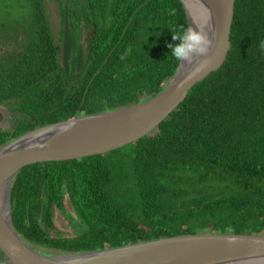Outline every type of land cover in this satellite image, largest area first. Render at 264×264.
Returning a JSON list of instances; mask_svg holds the SVG:
<instances>
[{
  "label": "trees",
  "instance_id": "obj_1",
  "mask_svg": "<svg viewBox=\"0 0 264 264\" xmlns=\"http://www.w3.org/2000/svg\"><path fill=\"white\" fill-rule=\"evenodd\" d=\"M0 1V105L12 124V132L0 129V146L156 95L179 64L167 47L179 43L169 30L188 28L179 0H54L71 25H93L82 68L75 71V50L65 72L45 1ZM229 40L222 66L143 138L22 168L10 190L16 231L40 233L34 214L44 188V212L69 205L87 228L79 239H35L62 251L197 232L264 235V0H234Z\"/></svg>",
  "mask_w": 264,
  "mask_h": 264
},
{
  "label": "water",
  "instance_id": "obj_2",
  "mask_svg": "<svg viewBox=\"0 0 264 264\" xmlns=\"http://www.w3.org/2000/svg\"><path fill=\"white\" fill-rule=\"evenodd\" d=\"M44 1L50 33L61 53L60 65L68 72L73 48L68 22L60 40L58 7L54 0ZM179 1L188 28L203 29L213 41L206 56L195 57L191 63L179 62L163 89L140 103L47 124L0 146V249L12 264H264V235L197 232L47 255L26 243L11 222L9 194L22 168L104 154L143 138L184 101L189 90L222 66L230 48L234 0ZM82 66L79 44L75 71ZM10 118L11 112L0 105L1 130L12 132ZM44 196L43 188L41 212ZM39 224L43 228L42 219Z\"/></svg>",
  "mask_w": 264,
  "mask_h": 264
},
{
  "label": "flooded vegetation",
  "instance_id": "obj_3",
  "mask_svg": "<svg viewBox=\"0 0 264 264\" xmlns=\"http://www.w3.org/2000/svg\"><path fill=\"white\" fill-rule=\"evenodd\" d=\"M59 16H60L59 36H58L59 39L60 40L62 39L64 23L67 20L70 37L72 38V40L74 38L78 40L76 46L73 42V48L71 51V58H72L73 51L76 50V55H75V60H76L79 40H82V43H84L85 40L92 35L93 25L92 24L86 25L84 23H81L82 21L78 19V27L76 28L75 26L71 25L70 17H68L67 15H61L60 11H59ZM9 204H10V215H11L10 194H9ZM31 217L32 216H27L25 217V220ZM34 219H36L38 227L41 230L39 234L34 228L31 230L28 229L26 230L28 237H26L25 235L19 232L17 233L30 246L36 248L39 252L47 255L74 253L75 251H62V250H58L55 247H51L45 244L41 245L37 243L35 240L38 239V237L43 236L44 237L43 241L51 243V242H58V240L61 241L62 239L63 241L79 239L82 238L87 232L85 223L81 221V219L77 216L75 209L69 205H66L63 208L52 206L46 212H44V209H42L41 212V207H40L38 213L36 215L34 214ZM40 219H42L43 228L39 224ZM44 220H46V223H44ZM11 222H12V218H11ZM84 251H89V250H84ZM0 264H12L10 258H8V256L1 249H0Z\"/></svg>",
  "mask_w": 264,
  "mask_h": 264
},
{
  "label": "clouds",
  "instance_id": "obj_4",
  "mask_svg": "<svg viewBox=\"0 0 264 264\" xmlns=\"http://www.w3.org/2000/svg\"><path fill=\"white\" fill-rule=\"evenodd\" d=\"M169 31L172 40L179 41V43H168L167 47L170 49V55L181 63H191L195 57L206 56L213 43L203 29L181 26ZM261 47L264 48V42L261 43ZM200 67H203V64H200Z\"/></svg>",
  "mask_w": 264,
  "mask_h": 264
},
{
  "label": "bare ground",
  "instance_id": "obj_5",
  "mask_svg": "<svg viewBox=\"0 0 264 264\" xmlns=\"http://www.w3.org/2000/svg\"><path fill=\"white\" fill-rule=\"evenodd\" d=\"M79 44L81 45V48H82V55L84 57V47H83V43H82V40H79ZM79 46V45H78ZM61 60V53H60V56H59V62ZM64 70V69H63Z\"/></svg>",
  "mask_w": 264,
  "mask_h": 264
},
{
  "label": "rangeland",
  "instance_id": "obj_6",
  "mask_svg": "<svg viewBox=\"0 0 264 264\" xmlns=\"http://www.w3.org/2000/svg\"><path fill=\"white\" fill-rule=\"evenodd\" d=\"M7 2V1H6ZM4 4L3 2L0 1V16H3V13H4Z\"/></svg>",
  "mask_w": 264,
  "mask_h": 264
}]
</instances>
